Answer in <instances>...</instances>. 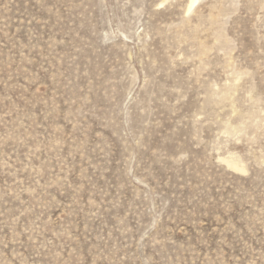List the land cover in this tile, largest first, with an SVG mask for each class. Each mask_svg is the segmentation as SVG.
I'll use <instances>...</instances> for the list:
<instances>
[{
	"label": "rangeland",
	"instance_id": "374dc122",
	"mask_svg": "<svg viewBox=\"0 0 264 264\" xmlns=\"http://www.w3.org/2000/svg\"><path fill=\"white\" fill-rule=\"evenodd\" d=\"M0 0V264H264V0Z\"/></svg>",
	"mask_w": 264,
	"mask_h": 264
},
{
	"label": "bare ground",
	"instance_id": "6f19581e",
	"mask_svg": "<svg viewBox=\"0 0 264 264\" xmlns=\"http://www.w3.org/2000/svg\"><path fill=\"white\" fill-rule=\"evenodd\" d=\"M197 2V0H192L190 3V9L193 7V5Z\"/></svg>",
	"mask_w": 264,
	"mask_h": 264
}]
</instances>
